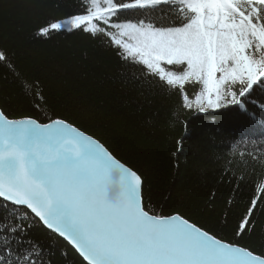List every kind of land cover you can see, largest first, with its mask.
<instances>
[{
	"label": "snow or ice",
	"instance_id": "snow-or-ice-1",
	"mask_svg": "<svg viewBox=\"0 0 264 264\" xmlns=\"http://www.w3.org/2000/svg\"><path fill=\"white\" fill-rule=\"evenodd\" d=\"M81 9L38 34L105 35L126 75L150 90L179 92L185 108L226 116L232 106L248 113L251 103L264 116V96L249 99L264 93V0H82ZM0 62L14 67L4 50ZM189 85L198 86L194 98ZM259 128L258 140L252 132L239 143L252 145L247 156L264 167V120ZM145 180L66 118H10L0 96V264H56L52 245L30 235L37 223L67 241L81 264H264V247L239 243L255 232L257 199L226 240L182 211H158Z\"/></svg>",
	"mask_w": 264,
	"mask_h": 264
},
{
	"label": "trees",
	"instance_id": "trees-1",
	"mask_svg": "<svg viewBox=\"0 0 264 264\" xmlns=\"http://www.w3.org/2000/svg\"><path fill=\"white\" fill-rule=\"evenodd\" d=\"M81 3L0 0V50L9 54L14 66L0 62V96L7 97L10 118L31 116L43 123L66 118L145 175L143 191L158 211L161 206L165 213L182 211L226 240L233 238L257 199L261 210L255 212V232L239 243L264 247V167L247 156L252 145L239 143L252 132L257 135L251 138L259 139L264 120L260 109L250 103L244 113L232 106L226 116L213 110L200 113L195 106L187 109L179 92L150 90L126 75L128 66L107 36L80 30L38 34L40 27L80 14ZM185 90L194 98L199 89L189 85ZM261 96L264 93L257 91L249 99ZM251 113L256 114L252 125ZM182 136L183 151L173 157ZM5 212L0 206V219ZM30 235L52 245L56 264H81L82 258L65 240L39 223Z\"/></svg>",
	"mask_w": 264,
	"mask_h": 264
},
{
	"label": "rangeland",
	"instance_id": "rangeland-1",
	"mask_svg": "<svg viewBox=\"0 0 264 264\" xmlns=\"http://www.w3.org/2000/svg\"><path fill=\"white\" fill-rule=\"evenodd\" d=\"M101 3H103V0H101ZM119 38V37H118ZM63 240V238H61ZM66 242V241H65ZM67 243V242H66ZM71 247V245H69ZM74 250V249H73ZM75 251V250H74ZM76 252V251H75ZM77 253V252H76ZM78 254V253H77Z\"/></svg>",
	"mask_w": 264,
	"mask_h": 264
},
{
	"label": "water",
	"instance_id": "water-1",
	"mask_svg": "<svg viewBox=\"0 0 264 264\" xmlns=\"http://www.w3.org/2000/svg\"><path fill=\"white\" fill-rule=\"evenodd\" d=\"M67 242V241H66ZM72 247V246H71ZM75 250V249H74ZM79 255V254H78Z\"/></svg>",
	"mask_w": 264,
	"mask_h": 264
}]
</instances>
